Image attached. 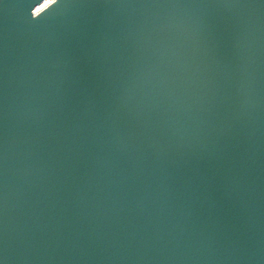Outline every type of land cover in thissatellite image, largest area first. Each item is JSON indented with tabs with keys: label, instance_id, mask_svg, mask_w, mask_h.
I'll use <instances>...</instances> for the list:
<instances>
[{
	"label": "water",
	"instance_id": "95a60500",
	"mask_svg": "<svg viewBox=\"0 0 264 264\" xmlns=\"http://www.w3.org/2000/svg\"><path fill=\"white\" fill-rule=\"evenodd\" d=\"M0 264H264V0H0Z\"/></svg>",
	"mask_w": 264,
	"mask_h": 264
},
{
	"label": "snow or ice",
	"instance_id": "6c2138e0",
	"mask_svg": "<svg viewBox=\"0 0 264 264\" xmlns=\"http://www.w3.org/2000/svg\"><path fill=\"white\" fill-rule=\"evenodd\" d=\"M52 2H55V0H52Z\"/></svg>",
	"mask_w": 264,
	"mask_h": 264
}]
</instances>
